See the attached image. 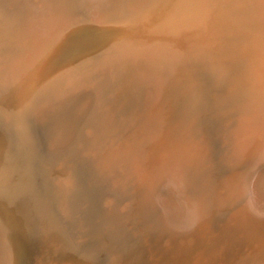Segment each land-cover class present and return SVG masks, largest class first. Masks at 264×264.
I'll use <instances>...</instances> for the list:
<instances>
[{
	"label": "rangeland",
	"instance_id": "1",
	"mask_svg": "<svg viewBox=\"0 0 264 264\" xmlns=\"http://www.w3.org/2000/svg\"><path fill=\"white\" fill-rule=\"evenodd\" d=\"M195 1L0 0V264H264V0Z\"/></svg>",
	"mask_w": 264,
	"mask_h": 264
},
{
	"label": "bare ground",
	"instance_id": "2",
	"mask_svg": "<svg viewBox=\"0 0 264 264\" xmlns=\"http://www.w3.org/2000/svg\"><path fill=\"white\" fill-rule=\"evenodd\" d=\"M138 1H139V0H138ZM193 1H195V0H193ZM97 2H98V1H97ZM140 2H141V1H140ZM195 2H196V1H195ZM197 2H198V1H197ZM197 4H198V3H197ZM204 7H205V5H204ZM259 10H260V9H259ZM158 17H159V16H158ZM163 17H164V16H163ZM172 20H173V19H172ZM144 21H145V20H144ZM144 21H143V24H142V25H146V26H147V22L145 21V22H146V24H145ZM157 23H158V22H157ZM164 23H165V22H164ZM154 24H155V23H154ZM146 26H145L144 28H146ZM142 28H143V27H142ZM219 28H220V25H219ZM154 29H155V28H154ZM211 38H212V37H211ZM229 39H230V38H229ZM229 42H230V41H229ZM240 53H241V52H240ZM172 54H173V53H172ZM242 54H243V53H242ZM240 56H242V55L240 54ZM240 56H239V57H240ZM178 57H179V55H178ZM241 58H242V57H241ZM237 60H238V59H237ZM240 60H241V59H240ZM260 63H261V62H260ZM170 64H171V63H170ZM236 65H237V64H236ZM240 65H241V64H239V66H240ZM162 70H163V69H162ZM164 71L166 72V69H165ZM167 73H168V72H167ZM162 75H164V74L162 73ZM149 76H150V75H149ZM160 76H161V75H160ZM164 76H165V75H164ZM167 76H168V75H167ZM167 76H166V77H167ZM154 77H155V75H154ZM158 77H159V76H158ZM160 78H161V77H160ZM160 78H159V79H160ZM162 78H163V77H162ZM156 79H157V78H156ZM169 79H170V78H169ZM157 80H158V79H157ZM164 80H165V79H164ZM167 80H168V78H167ZM153 81H154V80H153ZM155 81H156V80H155ZM159 82H160V80H159ZM172 82H173V81H172ZM172 82H171V83H172ZM156 83H157V82H156ZM160 83H161V82H160ZM162 83H164V82H162ZM153 84H154V86H157V85H158V84L155 85V83H153ZM164 84H165V83H164ZM149 85H150V84H149ZM162 85H163V84H162ZM149 87H151V86H149ZM149 87L147 88V91H148L149 89H151V88H149ZM159 87H161V84H160ZM152 88L154 89L153 86H152ZM161 88H162V87H161ZM161 88H160V89H161ZM90 89H91V88H90ZM145 89H146V88H145ZM157 89H158V88H157ZM157 89L155 88L156 92H155L154 90H153V91H154L155 93H157L158 90H159V89H158V90H157ZM259 89H260V88H259ZM259 89H257V90H259ZM257 90L255 89V91H257ZM88 91H89V90H88ZM150 91H152V90H150ZM150 91H149V92H150ZM160 91H162V89H161ZM260 91H261V90H260ZM260 91H259V92H260ZM89 92H90V91H89ZM89 92H88V93H89ZM91 92H92V91H91ZM162 92H163V91H162ZM79 93H80V92H79ZM92 93H93V92H92ZM144 93H146V91H145ZM155 93H153V94H155ZM158 93H161V92H158ZM153 94H152V95H153ZM89 95H90V94H89ZM145 95H146V94H145ZM155 95H156V94H155ZM90 96H91V95H90ZM257 96H260L259 93H258ZM84 97L86 98L85 95H84ZM87 97H88V96H87ZM146 97H147V96H146ZM150 97H151V94H150ZM159 97H160V96H159ZM80 98H81V97H80ZM80 98H79V99H80ZM90 98H91V97H90ZM90 98H88V99H90ZM92 98H93V97H92ZM144 98H145V97H144ZM152 98H154V96H153ZM53 99H54V98H53ZM79 99H78V100H79ZM81 99H82V98H81ZM81 99H80V101H81ZM83 99H84V98H83ZM83 99H82V100H83ZM86 99H87V98H86ZM88 99H87V100H88ZM93 99H94V98H93ZM93 99H92V100H93ZM154 99H155V98H154ZM156 99H158V98H156ZM50 100H51V99H50ZM55 100H56V99H55ZM90 100H91V99H90ZM255 100H256V99H255ZM259 100H260V99H259ZM75 101H76V100H75ZM257 101H258V100H257ZM260 101H261V100H260ZM52 102H53V101H52ZM159 102H160V101H159ZM68 103H69V102H68ZM72 103H73V102H72ZM76 103H77V101H76ZM85 103H86V102L84 101V104H82V105H81L77 110H75L72 114L70 113L71 115L69 114V112H70L71 109L68 111V114H69L70 116H69V117H66V116H65V117H66V120H65V122L62 124V126L58 128V130L60 129V130H59V133H58L59 136H57V138H55V139H57L58 141H63L64 139H65V140L68 139V138H69V135L71 136L73 133H76V132H77L76 129H79V128H80V127L78 128V125H79V122H80L79 120L81 119L80 117H81L82 114L85 113L83 110H84L85 108H88V109H89V106H90V105H89V106L85 107V106H86ZM92 103H93V101H92ZM152 103H153V102H152ZM54 104H55V103H54ZM88 104H89V103H88ZM90 104H91V102H90ZM158 104H159V103H158ZM73 105H74V103H73ZM73 105H72V106H73ZM246 105H247V104H246ZM58 106H59V105H58ZM60 106H61V105H60ZM66 106H67V105H66ZM258 106H259V105H258ZM69 107H70V106H69ZM74 107L77 108L76 106H74ZM74 107H71V108L74 109ZM84 107H85V108H84ZM52 108H53V107H52ZM61 108H62V107H61ZM253 108H254V107H253ZM260 108H262V107H260ZM260 108H259V109H260ZM64 109H65V108H64ZM255 109H257V108H255ZM53 110H54V109H53ZM62 110H63V108H62ZM249 110H250V109H249ZM252 110H254V109H252ZM64 111H65V110H64ZM85 111H87V110H85ZM91 111H92V110H91ZM91 111H90V112H91ZM255 111H257V110H255ZM255 111H253V112H255ZM54 112H55V111H54ZM82 112H83V113H82ZM257 112H258V111H257ZM258 113H259V112H258ZM258 113H257V114H258ZM60 114H61V113H60ZM68 114H66V115H68ZM86 114H87V113H86ZM261 114H262V113H261ZM263 114H264V113H263ZM58 115H59V114H58ZM89 115H90V114H89ZM89 115H88V116H89ZM250 115H251V114H250ZM259 115H260V114H259ZM88 116H87V118H88ZM46 117H47V116H46ZM49 117H51V116H49ZM58 117H59V116H58ZM261 117H262V115H261ZM259 118H260V117H259ZM262 118H263V117H262ZM45 119H46V118H45ZM50 119H51V118H50ZM94 119H95V118H94ZM53 120H54V119H53ZM60 120H61V119H60ZM88 120H89V119H88ZM254 120H255V119H254ZM43 121H44V119H43ZM39 123H40V122H39ZM41 123H42V122H41ZM41 123H40V124H41ZM53 123H54V122H53ZM84 123H85V122H83V125H84ZM254 123H256V122H254ZM257 123H258V122H257ZM46 124H47V123H46ZM47 125H48V124H47ZM81 125H82V124H81ZM83 125H82V126H83ZM42 126H43V125H42ZM42 126H41V128H42ZM51 126H52V125H51ZM57 126H58V125H57ZM85 126H86V125H85ZM240 126H241V125H240ZM39 127H40V126H39ZM52 127H53V126H52ZM52 127H51V128H52ZM82 129H83V128H82ZM38 130H39V129H38ZM48 130H49V129H48ZM54 130H55V129H54ZM40 131H41V130H40ZM40 131H39V133H40ZM42 132H43V131H42ZM55 133H57V132H55ZM233 133H234V132H233ZM246 133H247V131H246ZM40 134H41V133H40ZM77 134H78V132H77ZM42 135H43V134H42ZM78 135H79V134H78ZM62 136H63V137H62ZM76 137H78V136H76ZM150 138H151V137H150ZM235 138H236V137H235ZM50 139H51V138H50ZM70 139H71V138H70ZM74 139H76V138H74ZM74 139H73V141H74ZM162 139H164V138H162ZM65 140H64V141H65ZM249 140H250V139H249ZM44 141H45V140H44ZM55 141H56V140H55ZM58 141H57V142H58ZM153 141H154V140H153ZM57 142H56V143H57ZM68 142H69V141H68ZM71 142H72V141H71ZM71 142H70V143H71ZM249 142H250V141H249ZM56 143H55V144H56ZM59 143H60V142H59ZM63 143H65V142H63ZM70 143H69V144H70ZM72 143H73V142H72ZM145 143H146V142H145ZM151 143H152V142H151ZM154 143H155V142H154ZM247 143H248V142H247ZM51 144H52V143H51ZM61 144H62V143H61ZM67 144H68V143H67ZM69 144H68V145H69ZM168 144H170V143H168ZM42 145H43V144H42ZM45 145H46V144H45ZM58 145H59V144H58ZM162 145H164V144H162ZM49 146H50V144H49ZM51 146H52V145H51ZM53 146H54V143H53ZM56 146H57V144H56ZM56 146H54V147H56ZM66 146H67V145H66ZM168 146H169V145H168ZM168 146H167V147H168ZM171 146H172V145H171ZM171 146H170V147H171ZM263 146H264V145H263ZM44 147H45V146H44ZM57 147H58V146H57ZM163 147H164V146H163ZM235 147H236V146H235ZM49 148H51V147H49ZM60 148H61V147H60ZM168 148H169V147H168ZM239 148H240V147H239ZM52 149L54 150V148H52ZM55 149H56V148H55ZM61 149H62V148H61ZM63 149H64V148H63ZM262 149H263V148H262ZM56 150H57V149H56ZM58 150H59V149H58ZM58 150H57V151H58ZM165 150H166V147H165ZM250 150H251V149H250ZM253 150H254V149H253ZM49 151H50V150H49ZM188 151H189V150H188ZM195 151H196V150H195ZM234 151H235V150H234ZM235 152H236V151H235ZM50 153H51V152H50ZM57 153H58V152H57ZM261 154H264V153H261ZM237 155H238V154H237ZM132 158H133V157H132ZM139 158H140V157H139ZM181 158H182V157H181ZM133 159H134V158H133ZM233 159H234V158H233ZM184 160H185V159H184ZM190 164H191V163H190ZM259 164H260V163H259ZM262 164H263V163H262ZM257 166H258V165H257ZM188 167H189V166H188ZM231 167H232V165H231ZM235 167H236V166H235ZM185 168H186V167H185ZM260 168H261V166H260ZM262 168H264V167H262ZM262 168H261V170H263ZM234 169H235V168H234ZM179 170H180V169H179ZM254 170L257 171L258 168H256V169L254 168ZM259 170H260V169H259ZM255 171H254V172H255ZM252 172H253V171H252ZM258 172H260V171H258ZM255 173L257 174V172H255ZM168 174H169V173H168ZM168 174H167V175H168ZM177 174H178V173H177ZM177 174H176V175H177ZM169 175H170V174H169ZM174 175H175V174H174ZM176 175H175V176H176ZM254 175H255V174H254ZM165 176H166V175H165ZM175 176H174V177H175ZM170 177H171V175H170ZM174 177H173V178H174ZM177 177H178V176H177ZM175 178H176V177H175ZM253 178H254V177H253ZM167 179H169V178H167ZM171 179H172V178H171ZM181 179H182V178H181ZM237 179H238V177H237ZM175 180H176V179H175ZM217 180H218V179H217ZM163 181H164V180H163ZM165 181H166V180H165ZM179 181H180V179H179ZM252 181H253V180H252ZM177 182H178V181H177ZM186 182H187V181H186ZM175 183H176V182H175ZM179 183H180V182H179ZM263 183H264V170L261 171L260 173H258L255 183H253V184L251 185L252 188H253V193H254V194H257V195H258V193H259V194H260V193H263V186H262ZM11 185H12V184H11ZM160 185H161V184H160ZM172 185H173V182H172ZM172 185L170 186V188L172 187ZM173 186H174V185H173ZM175 186H176V185H175ZM175 186H174V187H175ZM229 186H230V185H229ZM168 187H169V186H168ZM179 187H182V185L179 186ZM237 187H238V186H237ZM164 188H165V187H164ZM232 188H233V187H232ZM167 189H168V188H167ZM167 189H166V190H167ZM160 190H161V189H160ZM173 190H174V189H173ZM224 190H225V189H224ZM228 190H229V189H228ZM160 192H161V191H160ZM164 192H166V191H164ZM164 192H163V193H164ZM175 192H178V190L175 191ZM250 192H251V191H250ZM158 193H159V192H158ZM169 193H170V192H169ZM169 193H168V190H167V194H169ZM165 194H166V193H165ZM165 194H164V196H165ZM167 194H166V195H167ZM230 194H231V193H230ZM178 195H179V194H178ZM227 195H228V194H227ZM161 196H162V195H161ZM176 196H177V193H176ZM235 196H236V195H235ZM168 197H169V196H168ZM173 197H175V196H173ZM178 197H179V196H177V198H178ZM229 197H230V196H229ZM258 197H259V195H258ZM262 197H264V196L262 195ZM262 197H261V198H262ZM161 198H162V197H161ZM179 198H180V197H179ZM169 199H172V200H173L172 195H171V198H169ZM175 199H176V198H175ZM181 199H183V198H181ZM181 199H180V200H181ZM230 199H231V198H230ZM165 200H166V199H165ZM165 200H164V201H165ZM183 200H184V199H183ZM256 200H258V198H257ZM167 201H168V199H167ZM167 201H166V202H167ZM169 201H171V200H169ZM176 201H177V199H176ZM178 201H179V200H178ZM258 201H259V200H258ZM261 201L264 202L263 199H262ZM181 202H182V200H181ZM181 202L179 201L178 203H181ZM259 202H260V201H259ZM263 202H261V203H263ZM157 203H158V202H157ZM178 203H175V206H176V207L179 206ZM182 203L184 204V201H183ZM233 203H234V202H233ZM165 204H166V203H165ZM183 204H180V205H183ZM238 204H239V203H238ZM168 205H169V204H168ZM168 205H165V206L168 207ZM170 205L174 206L173 204H170ZM177 205H178V206H177ZM159 206H160V205H159ZM183 206H185V204H184ZM236 206H237V205H236ZM261 206L263 207V205H261ZM157 207H158V205H157ZM167 207H166V208H167ZM185 207H187V205H186ZM166 208H164V209H166ZM174 208H175V207H174ZM169 209H170V208H169ZM177 209H178V208H177ZM181 209H182V208H181ZM183 209H184V208H183ZM185 209H187V208H185ZM236 209H239V208H236ZM162 210H163V209H162ZM162 210H161V208H160V211H162ZM166 210H167V209H166ZM166 210H165V211H166ZM178 210H180V208H179ZM263 210H264V209H263ZM167 211H168V210H167ZM185 212H186V211H185ZM169 213H171V212H169ZM188 213H189V211H188ZM159 214H161V213H159ZM166 214H168V213H166ZM171 214H172V213H171ZM189 214H190V213H189ZM197 214L199 215V213H197ZM197 214H196V215H197ZM231 214H232V213H231ZM236 214H237V213H236ZM236 214H235V215H236ZM11 215H12V214H11ZM190 215L193 216L194 214H193V215L190 214ZM159 216H160V215H159ZM159 216H158V217H159ZM179 216H180V215H179ZM161 217H162V215H161ZM171 217H174V216H171ZM241 217H242V216H241ZM241 217H240V218H241ZM167 218L170 219V217H167ZM178 218H180V217H178ZM181 218L184 219L183 216H182ZM187 218L190 219V217H187ZM193 218H194V217H193ZM193 218H192V219H193ZM182 219H181V220H182ZM162 220H163V219H162ZM165 220H166V219H165ZM165 220H164V221H165ZM167 220H168V219H167ZM169 221H171V220H169ZM169 221H168V222H169ZM186 221H187V220H186ZM9 222H10V221H9ZM191 222H192V221H191ZM97 223H98V222H97ZM180 223H181V222H180ZM180 223H178V224H180ZM192 223H193V222H192ZM163 224H164V223H163ZM185 224H186V223H185ZM172 225H173V224H172ZM172 225L170 224V227H171ZM181 225H183V224H181ZM199 225H200V224H199ZM166 226H167V225H166ZM168 226H169V225H168ZM178 226H180V225H178ZM178 226L176 225L175 228L178 227ZM189 226H190V225H189ZM180 227H181V226H180ZM247 227H248V226H247ZM172 228H174V225H173ZM183 228H186V227L183 226ZM187 228H188V227H187ZM209 228H210V227H209ZM177 229L179 230V228H177ZM171 230H172V229H171ZM240 230H241V229H240ZM243 230H244V229H243ZM175 231H176V229H175ZM180 232H182V229H181ZM61 236H62V235H61ZM225 241H226V240H225ZM50 245H51V244H50ZM161 252H162V251H161ZM190 258H191V257H190ZM193 258H194V257H193ZM170 261H171V260H170ZM194 262H195V261H194ZM192 264H193V263H192ZM195 264H196V263H195ZM197 264H198V263H197Z\"/></svg>",
	"mask_w": 264,
	"mask_h": 264
},
{
	"label": "water",
	"instance_id": "3",
	"mask_svg": "<svg viewBox=\"0 0 264 264\" xmlns=\"http://www.w3.org/2000/svg\"><path fill=\"white\" fill-rule=\"evenodd\" d=\"M9 112H10V110H9ZM10 113H11V112H10ZM11 114H12V113H11ZM11 114H10V117L12 118V115H11ZM30 117H31V116H30ZM17 119H18V118H17ZM17 119L15 120V122L18 121V122L23 123V121H21V120H17ZM31 120H32V117H31ZM31 120H30V121H31ZM15 122H14V124L11 125V126H12V127H11V131H12V134H13V137H14L13 139H14V144H15V145H14V147H15L14 150H15L16 157L18 158L17 162H18V163H19L20 161H22V162L24 161V162H25V160H26L27 158H26V157H23V155H21L20 153H17V151H18V150H17V147H16V146H17V143H15V142H16L15 140H16V138H17V131H16L17 126L15 127V125H16ZM21 123H20V124H21ZM15 154H14V155H15ZM17 155H18V156H17ZM34 216L36 217L35 214H34Z\"/></svg>",
	"mask_w": 264,
	"mask_h": 264
}]
</instances>
